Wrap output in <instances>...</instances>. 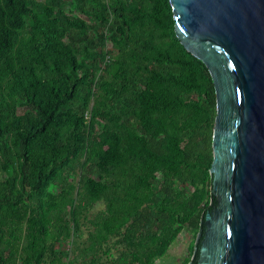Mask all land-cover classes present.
<instances>
[{"label": "trees", "instance_id": "trees-1", "mask_svg": "<svg viewBox=\"0 0 264 264\" xmlns=\"http://www.w3.org/2000/svg\"><path fill=\"white\" fill-rule=\"evenodd\" d=\"M214 112L167 0H0V264H153L210 200Z\"/></svg>", "mask_w": 264, "mask_h": 264}, {"label": "water", "instance_id": "water-1", "mask_svg": "<svg viewBox=\"0 0 264 264\" xmlns=\"http://www.w3.org/2000/svg\"><path fill=\"white\" fill-rule=\"evenodd\" d=\"M214 89L210 200L184 264H264V0H167Z\"/></svg>", "mask_w": 264, "mask_h": 264}, {"label": "rangeland", "instance_id": "rangeland-1", "mask_svg": "<svg viewBox=\"0 0 264 264\" xmlns=\"http://www.w3.org/2000/svg\"><path fill=\"white\" fill-rule=\"evenodd\" d=\"M106 46H109V42H106ZM78 173H79L78 166L76 163H74L72 167V172L70 173L69 177H71L75 181L77 179ZM92 174L98 177L101 176L100 173L98 172H92ZM55 179H60V177L56 176ZM102 205H103L102 201L98 200L94 202L92 205L88 206L84 210L86 218L91 217L98 208L102 207ZM88 228H89L88 223L86 221H83L80 224V228L78 229L79 240H81L83 243H86ZM195 232H193L190 229L183 228L177 234V236L170 242L165 252L155 259L153 264H181L184 258L189 257L190 259L192 257V248L189 251L188 246L190 242H192L193 245ZM109 243L111 244V242ZM111 251L113 253H116L117 246L112 247Z\"/></svg>", "mask_w": 264, "mask_h": 264}]
</instances>
